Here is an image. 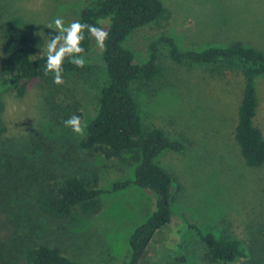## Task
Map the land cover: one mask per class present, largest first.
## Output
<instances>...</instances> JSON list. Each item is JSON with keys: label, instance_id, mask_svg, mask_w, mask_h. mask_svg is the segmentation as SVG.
<instances>
[{"label": "rangeland", "instance_id": "374dc122", "mask_svg": "<svg viewBox=\"0 0 264 264\" xmlns=\"http://www.w3.org/2000/svg\"><path fill=\"white\" fill-rule=\"evenodd\" d=\"M161 3L170 12L169 21L162 27L138 28L122 43L133 53L135 63L145 62L150 45L163 36L172 37L182 51L224 46L234 40L264 50V0ZM91 4L92 0H0V62L7 24L41 36V54L46 55L53 34L46 25L56 17L63 18L65 25L78 20L80 10ZM105 28L107 31L108 25ZM158 50L162 74L148 85H133V96L144 127L163 129L170 139L184 145V151H165L156 158L175 180L171 188L173 221L152 238L141 264H203L204 246L196 236L185 235L182 245L175 248L174 226L178 224L179 229L186 222L216 234L225 230L241 241L247 256L252 249L264 264V166L248 168L233 136L242 76L233 70L216 76L207 68L174 64L164 44H158ZM101 52L94 44L84 57L90 69L62 76L60 85L33 80L19 97L14 87L0 84V220L7 218L2 213L4 200L23 210L25 205L34 206L32 197L41 176L53 173L62 180L95 172L103 192L98 214L82 216L75 211L58 225L33 213L31 218L36 219L30 220L43 226L44 232L38 233L41 239L80 264H127L129 237L154 211L155 196L132 183L113 190L114 184L133 180L134 164L81 149L82 136L63 123L76 115L86 130L95 116L99 90L107 81ZM256 89L255 124L264 136V77L256 80ZM20 194L27 199L18 205L14 200ZM179 256L187 261H177ZM243 262L245 258H239L228 264Z\"/></svg>", "mask_w": 264, "mask_h": 264}, {"label": "trees", "instance_id": "16d2710c", "mask_svg": "<svg viewBox=\"0 0 264 264\" xmlns=\"http://www.w3.org/2000/svg\"><path fill=\"white\" fill-rule=\"evenodd\" d=\"M169 19L170 12L161 0H92L91 5L79 12L81 23L104 29L108 25L109 33L106 48L100 55L107 81L99 90L96 114L87 124L79 145L85 151L134 164L133 180L116 183L113 190L132 183L155 196L154 211L129 237L127 264H141L152 238L173 221L171 188L175 180L156 163V158L165 151H184V145L170 139L163 129L144 127L133 96V85H148L163 72L158 44L166 46L168 58L174 64L207 68L216 76H222L226 70L240 72L242 92L236 110L234 141L248 168L264 166V136L255 124L259 107L256 80L264 77V50L234 40L224 46L182 51L172 37L163 36L150 45L145 62L135 63L133 53L122 46L124 40L138 28L152 24L162 27ZM94 44V39L85 31L81 43L85 50L81 54L83 58L93 50ZM43 46L44 41L38 34L14 23L7 24L3 28L1 86L11 85L19 97L25 94L27 83L33 80L52 86L54 74H44ZM70 59L65 58L63 62L62 76L80 75L90 69L86 63L82 68L76 67ZM2 112L3 104L0 103V136L3 133ZM98 181L95 172L91 176L75 174L62 180L48 173L36 182L32 197L34 206L28 205L34 210H28L26 205L23 210L12 206L11 200H4L2 213L5 211L7 218L0 220V232L3 231V235L0 234V264H80L65 255L60 247L38 236L39 232H44L43 226L31 221L36 219L31 218V213L54 225L67 221L75 211L82 216H94L102 208L100 196L103 192L98 188ZM24 199L27 197L20 194L14 202L20 205ZM6 219L9 227H6ZM187 234L196 236L203 244V264H228L239 258H245L242 264H260L252 249L247 256L241 241L225 230L216 234L187 222L179 229L178 224L174 226L175 248L182 245L181 240ZM177 261L185 263L187 259L179 256Z\"/></svg>", "mask_w": 264, "mask_h": 264}, {"label": "clouds", "instance_id": "9594fccd", "mask_svg": "<svg viewBox=\"0 0 264 264\" xmlns=\"http://www.w3.org/2000/svg\"><path fill=\"white\" fill-rule=\"evenodd\" d=\"M46 27L52 29L53 34L49 35V40L46 44L44 74H54L53 83L57 85L64 83L62 66L65 58H71L70 62L76 67L82 68L85 66L86 61L81 55L85 51L81 47V43L85 39V31L89 37L94 39L99 49L104 50L106 48L105 41L108 39L109 33L102 27L81 23L79 20L65 25L61 17L54 18L53 22L47 24ZM63 123L65 127L70 128L76 135H85V126L82 124L80 117L72 115Z\"/></svg>", "mask_w": 264, "mask_h": 264}]
</instances>
